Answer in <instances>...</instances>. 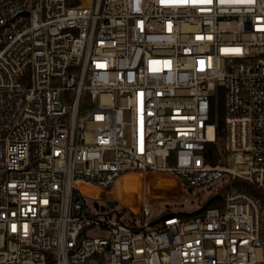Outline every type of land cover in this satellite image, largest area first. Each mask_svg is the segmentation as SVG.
<instances>
[{"label":"built area","instance_id":"1","mask_svg":"<svg viewBox=\"0 0 264 264\" xmlns=\"http://www.w3.org/2000/svg\"><path fill=\"white\" fill-rule=\"evenodd\" d=\"M0 264H264V0H0Z\"/></svg>","mask_w":264,"mask_h":264},{"label":"rangeland","instance_id":"2","mask_svg":"<svg viewBox=\"0 0 264 264\" xmlns=\"http://www.w3.org/2000/svg\"><path fill=\"white\" fill-rule=\"evenodd\" d=\"M182 197L187 201L188 205H191V208H198L201 204L202 197L197 194V189L188 187L184 189Z\"/></svg>","mask_w":264,"mask_h":264},{"label":"trees","instance_id":"3","mask_svg":"<svg viewBox=\"0 0 264 264\" xmlns=\"http://www.w3.org/2000/svg\"><path fill=\"white\" fill-rule=\"evenodd\" d=\"M237 183L239 184V185H246L243 181H241V180H239V181H237ZM211 204H215V202H210V205Z\"/></svg>","mask_w":264,"mask_h":264},{"label":"water","instance_id":"4","mask_svg":"<svg viewBox=\"0 0 264 264\" xmlns=\"http://www.w3.org/2000/svg\"><path fill=\"white\" fill-rule=\"evenodd\" d=\"M110 204H111V205H113V204H114V202H110ZM152 223H154V222H152Z\"/></svg>","mask_w":264,"mask_h":264},{"label":"snow or ice","instance_id":"5","mask_svg":"<svg viewBox=\"0 0 264 264\" xmlns=\"http://www.w3.org/2000/svg\"><path fill=\"white\" fill-rule=\"evenodd\" d=\"M13 230H15V228Z\"/></svg>","mask_w":264,"mask_h":264}]
</instances>
